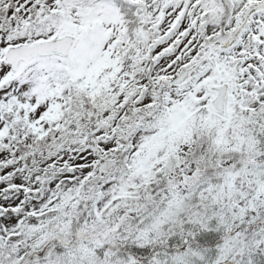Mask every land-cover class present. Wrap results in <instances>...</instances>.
Masks as SVG:
<instances>
[{"label": "snow or ice", "instance_id": "obj_1", "mask_svg": "<svg viewBox=\"0 0 264 264\" xmlns=\"http://www.w3.org/2000/svg\"><path fill=\"white\" fill-rule=\"evenodd\" d=\"M0 264H264V0H0Z\"/></svg>", "mask_w": 264, "mask_h": 264}]
</instances>
